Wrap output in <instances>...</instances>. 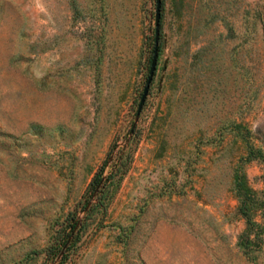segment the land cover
Here are the masks:
<instances>
[{
	"label": "rangeland",
	"instance_id": "obj_1",
	"mask_svg": "<svg viewBox=\"0 0 264 264\" xmlns=\"http://www.w3.org/2000/svg\"><path fill=\"white\" fill-rule=\"evenodd\" d=\"M159 18L131 128L154 0H0V264H264L230 191L264 187V0Z\"/></svg>",
	"mask_w": 264,
	"mask_h": 264
},
{
	"label": "trees",
	"instance_id": "obj_2",
	"mask_svg": "<svg viewBox=\"0 0 264 264\" xmlns=\"http://www.w3.org/2000/svg\"><path fill=\"white\" fill-rule=\"evenodd\" d=\"M162 3V0H161ZM160 23V18H159ZM160 25V24H159ZM106 161L103 162V164ZM95 187L101 183L100 174L96 175ZM230 191L236 201V214L243 220L244 227L237 236L238 244L245 251L259 248L264 240V187L260 190L253 189L246 178L241 165L232 168ZM82 209L88 210V202H85ZM78 226V221L72 218L68 222V232L64 233L51 250V254L57 256L64 246L69 235ZM64 246V247H63ZM56 264H62V260Z\"/></svg>",
	"mask_w": 264,
	"mask_h": 264
},
{
	"label": "water",
	"instance_id": "obj_3",
	"mask_svg": "<svg viewBox=\"0 0 264 264\" xmlns=\"http://www.w3.org/2000/svg\"><path fill=\"white\" fill-rule=\"evenodd\" d=\"M159 10H160V0H154L153 42H152L150 59H149L148 71H147V75H146V78H145V82H144V85H143V88H142V91H141L137 106H136V110H135V113H134V117H133V121H132V124H131V128L134 126L135 121H136V119L138 117L140 108H141L142 103L144 101V98L146 96L147 89H148V86H149V83L151 81V78H152V75H153V71H154V68H155L156 54H157V40H158ZM67 241H66V243H67ZM66 243L64 244V246L66 245ZM61 251H62V249L60 250V252ZM60 252L58 253V255L60 254Z\"/></svg>",
	"mask_w": 264,
	"mask_h": 264
}]
</instances>
